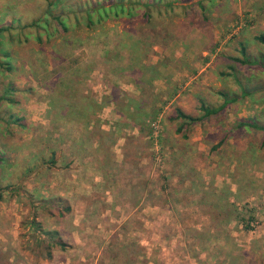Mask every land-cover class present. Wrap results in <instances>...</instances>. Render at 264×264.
<instances>
[{
	"label": "rangeland",
	"instance_id": "1",
	"mask_svg": "<svg viewBox=\"0 0 264 264\" xmlns=\"http://www.w3.org/2000/svg\"><path fill=\"white\" fill-rule=\"evenodd\" d=\"M199 1L207 8L204 23L196 8L188 21L156 19L158 27L153 21L142 29L140 10L133 24L109 20V45L83 30L60 48L26 50L4 83L0 77L1 88H26L15 94L25 113L22 102L11 105L20 113L0 106V155L3 146L13 155L23 138L17 127L6 138L3 119L24 114L34 143L44 144L43 160L50 164L53 152L61 160L41 183L59 179L52 192L65 190L73 200L72 212L69 202L47 205L36 192L10 206L1 190L0 264H264V132L243 128L223 151L213 149L222 128L244 120L264 126V0L191 3ZM39 5L46 3L0 0V14L6 25ZM28 97L35 101L30 116ZM226 101L218 118L196 124L189 138L177 132L178 109L199 116L201 103ZM76 150L84 182L72 184L55 174ZM8 162L0 164L1 179ZM34 219L69 247L41 259L43 250L30 240Z\"/></svg>",
	"mask_w": 264,
	"mask_h": 264
},
{
	"label": "trees",
	"instance_id": "2",
	"mask_svg": "<svg viewBox=\"0 0 264 264\" xmlns=\"http://www.w3.org/2000/svg\"><path fill=\"white\" fill-rule=\"evenodd\" d=\"M39 2V0H35ZM46 5L43 7L39 5L35 10L29 11L21 20H14L12 23L5 25V15L0 14V77L2 83L11 71L12 63L20 61L23 55L25 56L28 51L45 52L47 47H62L75 37V33L85 30L91 39L96 40L103 45H109L103 40H111L110 28L107 26L109 20L122 21L123 17H128L132 24L138 18L137 12L142 10L140 15L143 19L144 26L142 29L153 24L155 27L159 26L157 20H163L168 17L180 16L187 19L196 8H199L200 20L204 23L208 17L205 11L207 10L204 2L191 3L193 0H147L144 4L141 0H43ZM212 1V0H210ZM157 3L155 9L153 5ZM191 3V4H190ZM188 4V12L183 11V6ZM178 9V11H177ZM155 11V15L154 12ZM124 30V27H123ZM127 30L122 31L115 36L121 38L122 35L127 34ZM264 44V38H262ZM138 44V43H137ZM134 43L130 44V48L134 47ZM28 50V51H26ZM26 51V52H25ZM80 60V59H79ZM78 60V62H79ZM0 82V86L2 85ZM25 89L16 87L15 85H7L3 88L0 87V106L16 105L20 101L14 98L15 94L23 95ZM22 100V96H20ZM230 102H224L221 106L212 108L207 107L203 102L201 103L200 110L202 112L199 116H191L185 114L182 110H177V115L173 121L179 122L177 132L182 134L185 138L190 137L192 128L196 124L207 125L212 123L213 118H218V114L226 109ZM11 121L3 119L6 123L8 130L11 125L17 128H25L26 124L17 115L10 117ZM12 127V126H11ZM251 129L254 131L264 132V126L257 121H239L234 128H222L221 139L219 143L213 147L217 150L223 147L230 139H232L235 132L242 129ZM8 133L13 136L11 130ZM261 146L264 148V138ZM6 156H0V161H5ZM3 191L0 188V191ZM4 190L8 191V187ZM42 203L49 205L64 204L62 198H55L51 200L42 199ZM64 206V205H63ZM69 210V209H68ZM31 239L35 241L36 245L43 250L41 259L51 260L52 251L57 247L61 250L67 249L69 245L62 240L59 233L56 231H45L37 219L32 220L30 223ZM41 234L42 237L37 241V236ZM31 242L25 244L27 247Z\"/></svg>",
	"mask_w": 264,
	"mask_h": 264
},
{
	"label": "crops",
	"instance_id": "3",
	"mask_svg": "<svg viewBox=\"0 0 264 264\" xmlns=\"http://www.w3.org/2000/svg\"><path fill=\"white\" fill-rule=\"evenodd\" d=\"M24 89H26V88H22V90H24ZM25 95H26V93H25ZM19 97L20 96H17V95L14 96V98H17L18 100L20 99L19 100L20 102L18 104L14 105V106H18L22 102V104H23V112L22 113H25V111H26V102H25V100H23L24 99L23 96H22V100ZM33 103H35L34 99L32 97H28L27 98V109L29 111L28 112V116L32 115V107H33L32 104ZM21 106L22 105H20L17 108L20 109ZM35 106L40 108L42 105H41V103H37ZM44 106H46L44 111L47 112V110H46L47 109V105L45 104ZM8 107L10 109H14L13 107H11V105L8 106ZM15 111L17 113L21 112V110H15ZM13 115H17V117H21L24 114L21 115V116H19L18 114H13ZM10 117H11V115H10ZM20 119L23 120L24 123L26 124L25 128H20V129H22V132H20V129L18 130V132H15V130L13 129V127H15V126H13V125H11L12 128H9V130H11L13 136H14L15 133H19V132H20L19 134L22 133L23 138L20 137L18 141L16 139V144L12 148V151L15 150V153H13V155H11V154H7L6 155L5 153H6L7 149H5V147L3 146V149L5 151H4V154L2 156H6V159H5V161H0V164H3V163H6L7 159H9V162L7 163V167L4 170V172L6 173V177L7 178L6 179H1L4 176H1V172H0V181H2L3 183H7L6 186H8V191L7 190H3L5 192H7L6 194L9 195L8 198H5L6 195L4 196L5 202L7 204H9V202L11 201V203L9 205L13 206L14 204H16L17 199L26 201L24 195H27L29 193L30 196H31L33 194V192H36L38 194V197H39L40 200L49 199L50 197L62 198L65 202H67V203L69 202V207L67 209H69V212L70 211L72 212L73 200H72V197L70 196V194L67 195L66 193H64L63 191H65V190H59V191H57V193L52 192V189H55V190L58 189V188H56L55 185L58 184L57 180H59V179H57V180L55 179V181H53L55 183H50V181H49L47 183V185H46V183H41V181H40V179H42L43 176H44L43 178L46 179L48 176L46 177L45 175H47L48 170L53 168V166L55 167L59 163H61V160H59L58 157H57V154L55 152H53L50 155V158H48V159H50V164H49L48 161L47 162L44 161L43 159L46 157L45 148L43 147L44 144H42V143H39V144L34 143L36 141H34V139H33V136H32L33 132L31 130H29L31 124L30 125L28 124L29 122H28L26 116H25L24 119L23 118H20ZM9 130L7 128V131L5 132V136H6V138H13V136H11L8 133ZM227 145L228 144H225L223 147H225ZM9 146L11 148V144ZM222 148H220V149L223 151ZM20 152H22V153H20ZM79 152H80L79 150H76L74 152V154L72 155V157H70L68 160H65L66 161L65 165L63 167H61L59 170H57L55 175L59 176V177L67 175L68 179H66V180L70 181L72 184L73 183H77V182L83 183L84 180L82 179L83 176L81 174H82V170H83V167H84L83 163H85V161L83 160V162H82L80 160L79 161L77 160L76 156L78 155ZM221 153L219 155H221ZM87 165L90 166V163L87 164ZM0 167H1V165H0ZM58 167L59 166H57V168ZM103 172L105 174V171H103ZM96 175L101 176L103 174L100 173V174H96ZM37 178H39V180ZM96 178H97V176H96ZM98 180L99 179H97V181ZM22 183L25 185V188L24 187L20 188ZM31 183H34V185L31 186L30 185ZM51 184H54V185H51ZM22 191H25V192H22ZM30 196L27 195V197H30ZM70 201L72 202V204L70 203ZM37 202L40 204V202L38 200H37ZM1 203L2 202H0V204ZM38 203H37V205H38ZM47 205H49V204H47ZM11 208H13V207H11ZM14 209L15 208H13V213H15ZM21 211H22V209H21ZM25 213L26 212H24L23 214H25ZM18 214H20V211H19ZM0 215H2V214H0ZM18 226H19V224H18ZM53 229L56 230L58 228H53ZM5 230L7 231L8 229H5ZM14 236H15V234H14ZM1 237L4 238L3 235H0V239H1ZM62 240L64 241V238H62ZM11 261H12V259H11ZM192 264H194V263H192ZM196 264H204V262L198 259Z\"/></svg>",
	"mask_w": 264,
	"mask_h": 264
}]
</instances>
